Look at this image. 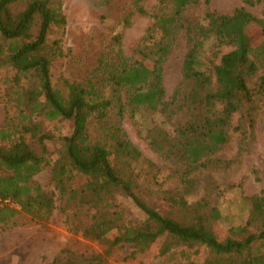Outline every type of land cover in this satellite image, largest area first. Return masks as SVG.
Masks as SVG:
<instances>
[{
    "label": "trees",
    "instance_id": "obj_1",
    "mask_svg": "<svg viewBox=\"0 0 264 264\" xmlns=\"http://www.w3.org/2000/svg\"><path fill=\"white\" fill-rule=\"evenodd\" d=\"M64 1L0 0V71L13 72L5 89L0 83V224L17 225L22 213L40 223L52 217L56 194L34 179L50 166L70 233L106 245L103 253L65 247L51 264H109L126 245L134 254L159 252L161 264H264V190L244 197L246 222L225 230L220 207L208 196L189 203L156 188L159 168L123 125L126 115L165 116L146 136L183 182L222 162L214 155L229 142L237 113L241 151L250 153L257 98L264 101V17L239 7L208 12L207 25L194 24L185 13L200 0H159L153 13L147 0H134L131 14L150 15L152 24L133 55L125 54L119 34L83 80L56 84L54 71L67 55ZM254 24L263 29L260 45L248 35ZM182 30L191 42L182 67L189 90L168 102L165 64ZM211 40L233 49L207 67L202 54ZM58 121L71 122L73 130L53 153L47 124Z\"/></svg>",
    "mask_w": 264,
    "mask_h": 264
},
{
    "label": "rangeland",
    "instance_id": "obj_2",
    "mask_svg": "<svg viewBox=\"0 0 264 264\" xmlns=\"http://www.w3.org/2000/svg\"><path fill=\"white\" fill-rule=\"evenodd\" d=\"M158 1L147 0L146 9L153 13ZM133 2L134 0L64 1V13L68 24L63 47L67 55L63 64L54 71L53 81L56 84H62L61 78L83 80L96 67L103 50L115 44L114 37L119 34H122V48L125 54L133 55L152 24L150 15L131 14ZM239 7H244L259 18L264 17L263 0H200L199 4L187 9L185 17L191 23L207 25L208 12L230 14ZM248 35L253 45H260L263 40V29L255 24L249 25ZM190 47L189 36L182 30L178 35L175 49L165 64L164 84L168 102L189 90V85L183 80L182 67ZM232 49L233 46H219L214 40L207 42L202 54L203 65L211 67L218 64L221 56ZM11 75L13 72L8 69L0 71L3 89L6 88L3 81ZM163 117L126 115L123 120L132 141L159 168L156 182L161 185H155L156 188L162 187V190L181 193L189 203L208 196L220 207L222 218L219 224L223 229L243 225L250 215V207L244 197L264 190V101L260 97L257 98L256 141L251 152L246 154L241 151L242 136L236 128L240 116L237 113L233 118L229 142L214 155L222 162L189 174L188 182H183L177 175L172 174L176 166L157 152L146 136L149 125H152L153 121L164 119ZM47 127L55 137L54 140L47 142V147L54 153L64 146L65 137L71 135L72 123L48 122ZM223 161H229V164ZM34 179L45 190L56 194V209L46 222L32 221L22 213L19 215L17 225L0 224V264H51L55 256L68 246H73L84 253H103L106 249L105 244L81 235H73L68 230L59 191L51 178V167L44 168ZM159 196L161 194L156 198ZM133 252L134 249L126 245L117 255L109 258V264H161L163 260L155 250L138 254Z\"/></svg>",
    "mask_w": 264,
    "mask_h": 264
},
{
    "label": "crops",
    "instance_id": "obj_3",
    "mask_svg": "<svg viewBox=\"0 0 264 264\" xmlns=\"http://www.w3.org/2000/svg\"><path fill=\"white\" fill-rule=\"evenodd\" d=\"M5 118V108L3 105L0 104V127L4 121Z\"/></svg>",
    "mask_w": 264,
    "mask_h": 264
}]
</instances>
